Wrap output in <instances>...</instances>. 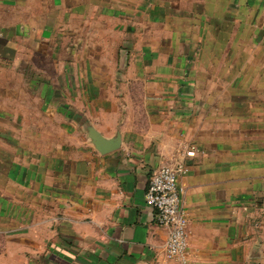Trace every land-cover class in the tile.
<instances>
[{
    "label": "crops",
    "instance_id": "crops-1",
    "mask_svg": "<svg viewBox=\"0 0 264 264\" xmlns=\"http://www.w3.org/2000/svg\"><path fill=\"white\" fill-rule=\"evenodd\" d=\"M177 163L188 264H264V0H0V264H181Z\"/></svg>",
    "mask_w": 264,
    "mask_h": 264
},
{
    "label": "built area",
    "instance_id": "built-area-1",
    "mask_svg": "<svg viewBox=\"0 0 264 264\" xmlns=\"http://www.w3.org/2000/svg\"><path fill=\"white\" fill-rule=\"evenodd\" d=\"M194 153L195 149L191 147L186 150L185 155L194 156ZM186 171L187 167L182 163L162 164L152 169L144 195L146 204L156 211L157 224L168 229L166 258L176 259L181 264H188V218L181 206V189L177 180Z\"/></svg>",
    "mask_w": 264,
    "mask_h": 264
},
{
    "label": "water",
    "instance_id": "water-1",
    "mask_svg": "<svg viewBox=\"0 0 264 264\" xmlns=\"http://www.w3.org/2000/svg\"><path fill=\"white\" fill-rule=\"evenodd\" d=\"M96 148L101 152L109 151L112 149H115L118 147V142L117 141H102V139H99L97 142H95Z\"/></svg>",
    "mask_w": 264,
    "mask_h": 264
}]
</instances>
